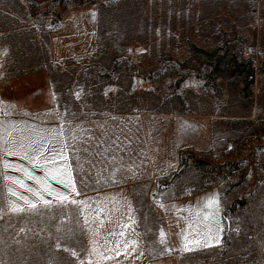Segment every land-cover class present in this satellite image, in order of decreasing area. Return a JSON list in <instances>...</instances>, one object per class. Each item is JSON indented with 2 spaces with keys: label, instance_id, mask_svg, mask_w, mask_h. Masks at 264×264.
Listing matches in <instances>:
<instances>
[{
  "label": "rangeland",
  "instance_id": "obj_1",
  "mask_svg": "<svg viewBox=\"0 0 264 264\" xmlns=\"http://www.w3.org/2000/svg\"><path fill=\"white\" fill-rule=\"evenodd\" d=\"M1 4L19 12H13L19 24L35 28L38 40L26 35L11 43L0 35V83L10 79V68L39 61L45 50L73 76L71 93L82 110L60 108L58 99L68 92L51 84L53 107L37 115L63 127L79 194L132 183L149 253L163 255L158 198L217 188L222 244L179 255L177 264H264V0ZM100 30L109 45L136 39L87 72ZM226 46L227 55L211 56ZM234 57L253 62L251 84L229 69L240 63ZM5 197L0 175V201ZM38 208L0 212V264H73L64 248H86L76 204Z\"/></svg>",
  "mask_w": 264,
  "mask_h": 264
},
{
  "label": "crops",
  "instance_id": "obj_2",
  "mask_svg": "<svg viewBox=\"0 0 264 264\" xmlns=\"http://www.w3.org/2000/svg\"><path fill=\"white\" fill-rule=\"evenodd\" d=\"M44 93L47 98L49 96V105L47 98L46 100L41 98V94ZM52 102L53 89L46 71H36L1 82L0 138H3V141L10 139L9 131L12 132V138L16 141L23 140L25 143L44 138V142L53 150L52 155L49 153H45V155L54 160V163L44 166L41 162V166L34 169L37 176H45L46 168L63 171L67 167L74 184V190L55 179L49 178L48 183L56 192L66 194L69 197L68 201L59 203L52 196L46 195V198L53 201L52 205L68 204L72 200L78 202L75 204L78 206L84 225L85 246L89 251L95 249L93 255L86 260L89 261V264H177L176 257L179 254L196 252L222 244L224 223L221 195L217 188H210L188 197L168 200L158 198V202L154 203V209L160 218L156 238L159 242V232L163 230L165 243H159V245L161 248L171 249V251H166L163 255H151L141 225L132 183L84 195L78 193L63 127L57 122L41 121L37 115L44 109L52 108ZM0 158L32 168V165H29L21 157H6L2 149H0ZM4 171L1 165V173ZM6 171L10 176L23 178L21 172L13 169ZM3 183L6 196L9 199L13 198L21 205L24 203L17 197H12L7 192L6 186L14 187L20 195L35 199L32 193L18 185H12L11 181L3 179ZM25 183L36 187L34 180H25ZM210 199L218 203H213L209 207ZM160 204H164V207H160ZM39 206L44 205L38 204L37 207ZM206 215L207 219H205ZM189 224L192 225L191 228ZM197 233L201 237L200 243L188 245L191 250L186 249L183 246L184 236L187 234L188 239H192ZM213 237H218L219 243H216ZM133 241H136L135 245H133ZM125 243H127V248Z\"/></svg>",
  "mask_w": 264,
  "mask_h": 264
},
{
  "label": "snow or ice",
  "instance_id": "obj_3",
  "mask_svg": "<svg viewBox=\"0 0 264 264\" xmlns=\"http://www.w3.org/2000/svg\"><path fill=\"white\" fill-rule=\"evenodd\" d=\"M15 129L13 128V131ZM8 139L7 141H3V138H0V149L4 152L6 157H12V156H18L21 157L23 160H26L29 165H32V168L26 167L25 165L21 163H16L13 161H10L8 159L0 158V165H2L3 169L5 170L3 173H0V175L3 176V179L5 181H11L12 185H18L20 188L26 189L27 192L32 193L33 197L35 199H29L27 196L20 195L12 186H6L7 192L12 197H17L19 200H22L24 203L21 205L17 203V200L9 199L8 197H5L3 201H0V212H7V213H14V214H23L25 212H33L38 213L39 208L37 207L38 204H43L44 206H51L53 201L46 198L47 196H52L55 201L59 203H63L65 201H68L69 197L60 192H56L53 190L48 183V179H55L58 180L60 183L65 184L66 187H70L74 190V184L71 180L70 173L67 170V167L64 168L63 171L60 169H53V168H46V174L45 176H37L35 174L34 169L36 167L41 166V162H43V165H49L54 163V160L50 159L49 156H46L45 153H49V155L53 154V150L50 149L47 144L44 142V138L41 137L40 140H30L27 143L22 141H16L14 138H12V132H8ZM6 145V146H5ZM8 169H13L15 171L21 172L23 175V178L20 176H10L7 174ZM67 177V179H66ZM25 180H34L36 187H32L25 183ZM71 203H78L75 200L70 201ZM213 203H218L217 201H214L213 199H210L208 201V206L211 207ZM160 207H164V204H160ZM2 219V217H0ZM131 220V218H129ZM205 219H207V215L205 216ZM127 227V225H125ZM189 227L191 228L192 225L189 224ZM20 231H24L22 228ZM123 235V233H121ZM160 244L165 243V233L163 230H160L159 232ZM200 234L197 233L196 236L192 239H188L187 234L184 236V242L183 246L188 249V245H198L200 243ZM215 239L216 243H219L218 237H213ZM133 245L136 244V241L132 242ZM205 244H207V241H205ZM56 248L61 247V243L58 240L56 245ZM125 247L127 248V243H125ZM64 251L69 253L70 257H74L75 261L73 264H86V260L90 258L93 253L95 252V249H92L89 251L87 248L84 249H76L74 247H65ZM163 251H171V249H163ZM83 255L84 258H81ZM104 259H107L108 257H102ZM51 264V261H50Z\"/></svg>",
  "mask_w": 264,
  "mask_h": 264
},
{
  "label": "trees",
  "instance_id": "obj_4",
  "mask_svg": "<svg viewBox=\"0 0 264 264\" xmlns=\"http://www.w3.org/2000/svg\"><path fill=\"white\" fill-rule=\"evenodd\" d=\"M1 1L3 0H0V35H2V37H5L7 40L11 41V43L12 41L22 39V37L26 35H30L32 39L38 40L37 36L35 35L36 29L30 28V27L26 28L28 27L27 25H20L19 20L13 15V12H15L16 10H14L13 8H6L5 6L1 4ZM12 1H17V0H12ZM17 13L19 14V12ZM23 26L25 27V29H20ZM134 39H136V36L131 35L129 37L124 38L122 43L120 41L117 43H113L112 45H109L108 44V42H110L109 38H106L105 34L100 30L98 34V38H97V43H98V46L100 47L99 51L89 60V62L93 63V65L92 64L91 66L84 65L83 66L84 69L87 72H90L91 69L99 66L98 63L102 64L101 62L102 59L106 58L110 54L111 49L113 48L122 49L127 42L134 40ZM229 51H230V48L228 46L220 47L217 50H215V52H213L211 56L212 55L216 56L220 52L227 55ZM38 58H40L39 61L33 62L32 64H29L25 67L20 66L23 68L19 70H17L16 67L10 68L8 70L9 76H7L6 78L17 77V76H21V75L28 74V73H33L36 71H46L49 75L51 84L53 85L55 90H58L64 86L65 90L68 92L65 96L64 95L60 96V98L58 99V104L60 108H64L67 110H69V108L74 109V110H82V106L80 105V103L76 102L74 96L71 93V89L73 87V76L71 72L68 70H62V66L59 63H56L55 61L50 60L48 58L47 50H45L42 54H40ZM234 59H235V62L239 61L240 63L236 66H229V69L234 68V72L245 74L246 78L248 77V80L245 82L246 86L247 84H251L254 81V77H255V68L253 66V62L251 60H243V58H239L238 60L237 58L234 57ZM119 60L120 58L117 56V54H115L113 58L115 65L119 63ZM213 66H212L213 72L216 69H219L218 64H215ZM94 71L95 70H93L92 72ZM106 76L109 77L110 74H107ZM123 77H127V76L123 75ZM116 84H120V83L117 82ZM124 93L125 91H121V95ZM191 253H194V252H191ZM187 254H190V253L179 254V255H187Z\"/></svg>",
  "mask_w": 264,
  "mask_h": 264
},
{
  "label": "built area",
  "instance_id": "obj_5",
  "mask_svg": "<svg viewBox=\"0 0 264 264\" xmlns=\"http://www.w3.org/2000/svg\"><path fill=\"white\" fill-rule=\"evenodd\" d=\"M163 175H165V173H163Z\"/></svg>",
  "mask_w": 264,
  "mask_h": 264
}]
</instances>
